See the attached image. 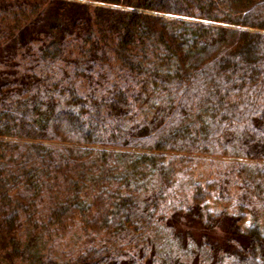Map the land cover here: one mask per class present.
Listing matches in <instances>:
<instances>
[{
	"label": "trees",
	"instance_id": "16d2710c",
	"mask_svg": "<svg viewBox=\"0 0 264 264\" xmlns=\"http://www.w3.org/2000/svg\"><path fill=\"white\" fill-rule=\"evenodd\" d=\"M90 1L0 0L3 258L264 264V0Z\"/></svg>",
	"mask_w": 264,
	"mask_h": 264
},
{
	"label": "rangeland",
	"instance_id": "374dc122",
	"mask_svg": "<svg viewBox=\"0 0 264 264\" xmlns=\"http://www.w3.org/2000/svg\"><path fill=\"white\" fill-rule=\"evenodd\" d=\"M81 1L87 2V3L94 5V6L95 5H103L102 3L97 2V1H90V0H81ZM208 171L209 170H207V169L205 170L199 166L193 171L192 177L197 183H199L200 185H204L206 183V181H209L212 178V177H209ZM209 207L213 210L220 208V206L217 205L216 203H211ZM250 222H251V220L249 217L245 224H248ZM259 223H260L262 229L264 230V222L260 219ZM192 230L195 232L198 229L196 228V226H193ZM4 255L5 254H4L3 249H0V264H18L17 260H15V259L3 258Z\"/></svg>",
	"mask_w": 264,
	"mask_h": 264
}]
</instances>
